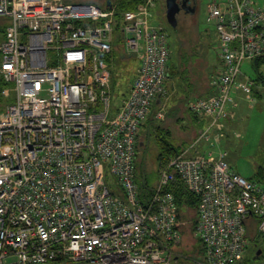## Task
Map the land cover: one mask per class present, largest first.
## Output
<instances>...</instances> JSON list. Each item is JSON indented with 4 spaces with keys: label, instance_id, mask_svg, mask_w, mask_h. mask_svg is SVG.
Wrapping results in <instances>:
<instances>
[{
    "label": "built area",
    "instance_id": "built-area-1",
    "mask_svg": "<svg viewBox=\"0 0 264 264\" xmlns=\"http://www.w3.org/2000/svg\"><path fill=\"white\" fill-rule=\"evenodd\" d=\"M205 1L222 67L211 77L215 93L188 109L209 119L199 139L207 142L235 119L243 64L264 57V0ZM112 2L0 0L11 22L0 75L13 85L0 112V264H239L254 242L264 244V180L233 171L225 153L188 147L140 200L139 138L165 98L171 42L154 0L120 16ZM118 43L139 66L116 109L108 59ZM239 86L251 102L264 77ZM178 185L198 198L200 258L180 252Z\"/></svg>",
    "mask_w": 264,
    "mask_h": 264
},
{
    "label": "rangeland",
    "instance_id": "rangeland-1",
    "mask_svg": "<svg viewBox=\"0 0 264 264\" xmlns=\"http://www.w3.org/2000/svg\"><path fill=\"white\" fill-rule=\"evenodd\" d=\"M68 1L93 3L103 7L110 0ZM154 1L156 16L160 18L170 36L173 54L170 78L163 100L166 115L160 120L156 118L157 111L145 125L139 138L137 180L142 191L151 193L156 185L160 171L161 152L158 147L160 137L166 138L179 151L178 153L196 143L195 147L201 153L212 152L216 156L225 153L227 155L225 161L233 171L246 179L259 181L258 178L261 177L264 180V95L262 99L254 96L253 101L250 102L239 86L248 78L254 77L252 62L243 64L242 75L236 88L240 90L234 92V98L238 103L236 118L226 122L222 133L214 132L210 141H199L204 129L192 125L195 120L188 112L187 102L191 100L190 98L194 99L197 98L196 96L207 94L210 78L213 75L211 70L222 67L218 54L219 35L215 26L207 23L205 0H200L199 10L194 16L180 13L177 16L176 28H172L167 22L166 0ZM155 22L158 24L159 20L156 19ZM10 23L7 18L0 17V45L4 40V31ZM115 51L119 59L124 62L118 61L114 65L113 79L116 91L112 90V106L119 105L120 100L128 93L139 66L138 57L129 54L127 56L121 43L115 45ZM12 87V83L6 82L0 75V112L13 100V97L3 98L2 91ZM196 122L199 125L201 121L196 118ZM205 122L209 124L210 121L206 119ZM183 212L184 217L188 219L195 217L194 210L185 209ZM190 232L191 229L184 228L185 247L188 251L195 252L198 245L193 243ZM258 247L263 251L259 258ZM261 261H264V244L257 246L254 242L239 264H261Z\"/></svg>",
    "mask_w": 264,
    "mask_h": 264
},
{
    "label": "trees",
    "instance_id": "trees-1",
    "mask_svg": "<svg viewBox=\"0 0 264 264\" xmlns=\"http://www.w3.org/2000/svg\"><path fill=\"white\" fill-rule=\"evenodd\" d=\"M146 0H118L117 2V15L120 16L122 13L124 12H127V11H134V10H137L138 7L143 4ZM107 4H105L103 7H106ZM171 50H172V45H171ZM173 54V52H172ZM113 62H111L110 59H108V63L110 64V66L112 68V90L113 91H116L114 90L115 89V86H114V79H113V72L115 70L114 68V65L117 64L118 61H122L119 59L118 57V54L116 51H114L113 53ZM130 58V57H129ZM124 60V59H123ZM124 62V61H122ZM252 62L253 64V69H254V77H252L251 79L254 81V82H261L263 81V77H264V57L263 58H257L253 61H250ZM171 66H172V57L170 59V69H171ZM217 69H214V70H211V73L212 74H215L217 72ZM137 70V69H136ZM136 76V75H135ZM135 76L133 77V79L135 78ZM211 94L208 93V94H204L203 96H198L197 98H203V97H208L210 96ZM263 95H264V91H255V96L259 99H262L263 98ZM126 96V94L124 95ZM123 96V97H124ZM192 100V98H190ZM1 100V98H0ZM113 108H115L113 106ZM158 109H156V106L154 105L153 109H152V113L156 112ZM189 111V109H188ZM190 112V111H189ZM191 115H193L194 117H196L197 119H203L204 117L200 118L201 116H197V115H194L190 112ZM154 115H150L149 118L147 119V121L142 125L145 127V125L148 123L149 120H151V118L153 117ZM206 120V119H205ZM200 127L202 128H206V126L208 125L204 120L202 122L199 123ZM158 147L160 149V156H159V164H160V171H159V174H158V177H157V182H156V185L153 189V191L151 193H145L142 191L140 185H139V182L137 180V169H138V162H137V159H136V167H135V180H136V183L139 187V197H140V200L143 204H145L147 201H149V199L152 197L156 187H157V183H158V180H159V175H160V172L164 169H166L167 167V164L169 163V161L175 157L176 155H179L180 153H178L179 151H177L170 142H168V140L164 137H160V139H158ZM138 148H139V145H138ZM137 158H138V154H137ZM261 174V173H260ZM260 174H258L260 176ZM263 177V176H262ZM249 180H252V179H249ZM259 181H263V179L261 177L258 178ZM172 192L174 193L175 195V198L177 200V203H178V207H179V213H178V217L179 219H181L183 222H184V225L181 227V231H182V236H183V241H182V247L180 249V252L182 253H185L187 255H189L190 257L192 258H200L203 254V246L201 245L200 241L196 240L194 238V231H195V223H196V220H197V205H198V198L195 197L194 195H191L189 194L187 191H185V189L181 186V185H178L176 188H174L172 190ZM185 209H190V210H194L195 211V217L193 218H189L188 217H184V212L183 210ZM184 228L186 229H191V236H192V240L193 243H196V245H198L197 249L195 252L189 250L185 247L186 244H185V233H184ZM257 253H258V250H257ZM259 258V257H258Z\"/></svg>",
    "mask_w": 264,
    "mask_h": 264
},
{
    "label": "water",
    "instance_id": "water-1",
    "mask_svg": "<svg viewBox=\"0 0 264 264\" xmlns=\"http://www.w3.org/2000/svg\"><path fill=\"white\" fill-rule=\"evenodd\" d=\"M112 1H108V6L111 7L112 6ZM166 17H167V21L170 24V26L172 28H176L177 27V15L180 12L177 0H166ZM258 256L262 255V251L259 250L257 253Z\"/></svg>",
    "mask_w": 264,
    "mask_h": 264
},
{
    "label": "flooded vegetation",
    "instance_id": "flooded-vegetation-1",
    "mask_svg": "<svg viewBox=\"0 0 264 264\" xmlns=\"http://www.w3.org/2000/svg\"><path fill=\"white\" fill-rule=\"evenodd\" d=\"M177 3L180 9L178 15L180 13H185L194 16L199 10L200 0H177ZM177 24H178V20H177Z\"/></svg>",
    "mask_w": 264,
    "mask_h": 264
},
{
    "label": "crops",
    "instance_id": "crops-1",
    "mask_svg": "<svg viewBox=\"0 0 264 264\" xmlns=\"http://www.w3.org/2000/svg\"><path fill=\"white\" fill-rule=\"evenodd\" d=\"M111 1H114V4H117V2H118V0H111ZM113 4V3H112ZM6 30V29H5ZM5 31H4V40H3V42L5 41ZM212 77V76H211ZM209 84H210V88H209V90H208V92H207V94L208 93H210L211 95L212 94H214L215 93V91H214V89L212 88V86H211V78H210V82H209ZM238 90H240V89H236V92L238 91ZM196 97H198V96H196ZM188 103H189V101L187 102V108H188ZM120 105V104H119ZM119 105H114V107L117 109L118 107H119ZM155 106H156V109H161V106H165V103H164V101L163 100H159V101H157L156 103H155ZM157 110V111H158ZM237 110V109H236ZM156 111V112H157ZM156 112H154V113H152L151 115H155V113ZM189 112V111H188ZM236 112V111H235ZM189 114H190V112H189ZM190 116L195 120L194 122H192V125L193 126H198V127H200L199 125H198V123L196 122V117H194L193 115H191L190 114ZM200 118H202V117H200ZM235 118H236V113H235ZM205 119H208V118H203V119H199L201 122L203 121V120H205ZM206 121V120H205ZM230 122V120H225L224 122H225V126H226V122ZM232 121V120H231ZM200 123V122H199ZM143 128H144V126H142V130H143ZM200 129H201V127H200ZM204 129V128H203ZM142 130H141V132H142Z\"/></svg>",
    "mask_w": 264,
    "mask_h": 264
}]
</instances>
